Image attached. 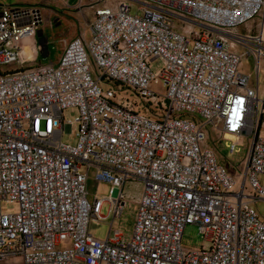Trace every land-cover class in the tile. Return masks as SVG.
I'll use <instances>...</instances> for the list:
<instances>
[{"label":"built area","instance_id":"obj_1","mask_svg":"<svg viewBox=\"0 0 264 264\" xmlns=\"http://www.w3.org/2000/svg\"><path fill=\"white\" fill-rule=\"evenodd\" d=\"M137 1L141 16L129 0L95 10L89 39L75 37L47 66L37 64L41 11L0 5V261L264 264V217L253 207L264 200V0ZM211 132L227 143L226 161L252 138L241 184L209 146ZM91 177L105 198L89 199ZM137 181L128 236L116 223ZM92 221H110L105 239ZM188 225L208 249L183 246Z\"/></svg>","mask_w":264,"mask_h":264},{"label":"rangeland","instance_id":"obj_2","mask_svg":"<svg viewBox=\"0 0 264 264\" xmlns=\"http://www.w3.org/2000/svg\"><path fill=\"white\" fill-rule=\"evenodd\" d=\"M122 0H0V5L8 6H30L33 5L41 11L42 23L39 26L41 38L46 42L49 55L43 57L40 54L37 64L40 66H47L58 63L66 43L70 42L73 37L82 36L85 40L90 36V22L94 11L99 8H111L116 9L118 4ZM130 1V0H129ZM135 13L139 16L142 12L139 11V5L134 1H130ZM239 32H245L246 28L241 26L237 29ZM248 30V28H247ZM40 37H38L39 43ZM39 46L41 44L39 43ZM244 67L241 71L250 74L252 76L251 86L256 87V71L255 60L249 57H245L243 60ZM153 71L158 73L162 69V62L157 60L152 63ZM260 76H259V91L260 95L264 93V62L261 63ZM3 70H14L15 66L2 67ZM104 88H108V85L102 84ZM162 84L157 86V89L161 91ZM77 116L75 111H68L66 113V119L74 120ZM77 125H73L72 135H65L64 141L67 143H75ZM209 146L216 151L219 162L224 165L228 173L232 175L241 184V173L244 170V166L248 160L250 153L252 138L244 137L238 146L237 152L231 158L230 161H226L225 155L228 152L227 143L217 138L216 134L210 133ZM89 199L105 198L108 195V187L93 179L89 180L88 185ZM126 193L128 195L127 205L125 207L122 218L117 221L116 226L126 235H130L133 232L136 215L138 212V200L143 192V185L141 182H132L126 185ZM247 190L250 192V186H247ZM253 207L264 217V200H259L253 203ZM6 210L15 209L14 206L4 205ZM108 205L104 206L102 211L103 215H107ZM110 221L90 223V232L100 239H105L109 231ZM182 244L185 248L191 250H200L202 248L208 249L210 244L204 239L200 233L199 227L196 225L186 226ZM0 264H22L20 258H11L9 261H0Z\"/></svg>","mask_w":264,"mask_h":264},{"label":"water","instance_id":"obj_3","mask_svg":"<svg viewBox=\"0 0 264 264\" xmlns=\"http://www.w3.org/2000/svg\"><path fill=\"white\" fill-rule=\"evenodd\" d=\"M130 1H134V2L137 3V4H142L141 2H139V1H137V0H130ZM153 8H155V9L158 10V11H161V12H164V13H166V14H169V15L173 16L175 19H178V20L184 21V22H186V23H188V24H190V25H193V26H195V27H197V28H200V29H203V30H207V31H210V32H212V33H214V34H217V35H221V36L227 37V35H226L223 31H221V30L214 29V28H212V27H209V26L203 25V24H201V23H197V22L192 21V20H190V19H188V18H185V17L179 16V15H177V14H174V13L168 12V11H166V10H163V9H160V8H157V7H153ZM38 37H40V39H39V43L41 44V55H42L43 57H47V56L49 55V52H48V47H47V45H46V42L41 38V33L38 34Z\"/></svg>","mask_w":264,"mask_h":264},{"label":"trees","instance_id":"obj_4","mask_svg":"<svg viewBox=\"0 0 264 264\" xmlns=\"http://www.w3.org/2000/svg\"><path fill=\"white\" fill-rule=\"evenodd\" d=\"M212 133V132H211ZM210 135V134H209ZM210 139V138H209ZM208 142H209V140H208ZM210 147H212V146H210Z\"/></svg>","mask_w":264,"mask_h":264},{"label":"crops","instance_id":"obj_5","mask_svg":"<svg viewBox=\"0 0 264 264\" xmlns=\"http://www.w3.org/2000/svg\"><path fill=\"white\" fill-rule=\"evenodd\" d=\"M75 37H73V39H74Z\"/></svg>","mask_w":264,"mask_h":264}]
</instances>
